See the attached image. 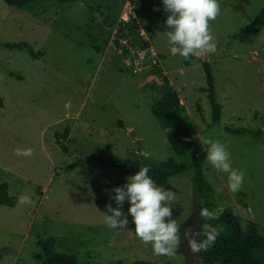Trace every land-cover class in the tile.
<instances>
[{
	"label": "rangeland",
	"instance_id": "1",
	"mask_svg": "<svg viewBox=\"0 0 264 264\" xmlns=\"http://www.w3.org/2000/svg\"><path fill=\"white\" fill-rule=\"evenodd\" d=\"M57 3L35 17L0 0V182H8L10 194L35 201L0 205V264H40L38 241L48 236H55L58 251H74L79 259L88 256L90 264H116L119 259L123 264L136 259L188 264L181 249L185 229L192 230L199 222L191 169L162 186L176 193L172 218L181 225V243L175 256L154 255L152 246L135 235L130 215L127 230H117L107 227L102 214H111L103 204H115L111 190L132 175L101 161L133 151L180 160L150 108L162 74L196 125L197 135L211 133L213 140L225 143L232 167L245 174L242 189L231 192L228 173L206 163L208 146L201 144L199 162L209 167L219 199L213 212L232 206L244 226L254 221L264 231V30L247 39L238 37L264 0H219L221 13L211 22L217 52L189 60L170 52L163 35L169 30L165 21L170 13L162 0ZM124 14L136 20L149 43L138 54L126 53L116 44L114 29ZM131 40L137 41L133 35ZM3 41H26L41 56L6 48ZM95 45L101 48L96 50ZM139 54L141 68L133 72ZM203 61L211 65L222 104L217 123L211 121ZM66 126L68 137L60 141L68 152L55 135ZM224 126H244L249 132L235 134ZM28 148L34 150L31 157L15 154L16 149ZM77 158L83 160L70 168ZM129 206L125 201V213Z\"/></svg>",
	"mask_w": 264,
	"mask_h": 264
},
{
	"label": "trees",
	"instance_id": "2",
	"mask_svg": "<svg viewBox=\"0 0 264 264\" xmlns=\"http://www.w3.org/2000/svg\"><path fill=\"white\" fill-rule=\"evenodd\" d=\"M5 4L18 9L27 10L35 17H39L48 8L57 2H69L74 0H2ZM252 19L242 26L238 32V37L247 39L251 34L260 30H264V5L251 17ZM116 36L128 38L131 42L132 35L136 38V43L139 49L149 47V43L139 36L140 29L136 24V20L129 17L128 20H120L116 24ZM114 29V30H115ZM110 35V34H109ZM116 39V44L122 51L129 53L119 45ZM109 36L103 42L107 44ZM6 48L26 49L32 57H40L41 52L35 51L26 41H3L1 43ZM94 48L99 50L101 47L95 45ZM202 67L205 77V91L208 103L211 108V121L217 123L220 120L222 113V104L216 97L215 80L212 73V68L209 61H203ZM157 69V67L155 68ZM10 75L16 74L9 71ZM162 83L158 92L157 99L150 105L152 113L159 121L164 135L180 160L169 156L164 159L153 158L149 155L140 152H130L125 156L110 158L107 161H101L105 165L116 167L124 172L134 175L139 171V168L148 166L150 171L148 175L156 182L157 186H165L169 178L181 174L188 169H191V182L193 194L198 199V214L199 222L195 228V239L197 242H202L206 239L205 225H211L221 229L215 244L207 251H201L199 255L207 264H264V231L254 221H248L244 226L241 222L240 215L233 209L232 206L224 207L217 218L205 219L199 216L201 208H208L210 211L219 204L218 196L213 189L209 175L210 169L207 166H202L199 162V152L201 151L200 137L197 135L196 125L188 118L186 108L180 103V98L176 91L172 88L166 75H161ZM1 104V100H0ZM198 111L201 107L197 104ZM122 125L121 120L118 121ZM223 129L231 133H248L249 130L244 126H224ZM70 128L64 127L62 132H55L57 143L61 146L64 152H68L60 138L67 139ZM253 133V132H252ZM255 137V134L253 135ZM82 158H77L69 165L70 168L75 167ZM18 197L10 194L8 191V182L3 180L0 182V205L13 207L17 204ZM103 204L105 209L106 205ZM116 207V204H111ZM40 251L36 254V258L40 264H90L88 256L84 259H79L74 251H58L56 248L55 236H48L45 239L39 240ZM87 255H89L87 253ZM116 264H123L119 259ZM132 264H154L152 261L145 259H136Z\"/></svg>",
	"mask_w": 264,
	"mask_h": 264
},
{
	"label": "clouds",
	"instance_id": "3",
	"mask_svg": "<svg viewBox=\"0 0 264 264\" xmlns=\"http://www.w3.org/2000/svg\"><path fill=\"white\" fill-rule=\"evenodd\" d=\"M164 10L170 13L163 33L173 55L184 60L195 56L204 58L217 52L216 37L212 33L211 22L221 13L219 0H162ZM140 29V28H139ZM200 142L207 145L206 163L218 172L228 173V188L231 192H239L244 184L245 174L232 167L231 153L225 143L213 140L211 133L201 136ZM17 156L31 157L32 148L16 149ZM150 168L143 166L134 175L127 178V183L111 190L116 207L106 205L109 214H103L104 222L110 229L127 230L128 216L135 225V235L144 244H150L156 256H175L180 248L181 225L173 219L172 206L176 203V193L157 186L148 175ZM220 191V189H217ZM129 203L127 213L123 206ZM19 204H34L30 196L21 195ZM200 217L215 219L217 214L208 208H201ZM206 239L197 242L191 229H185V240L192 253L198 254L212 247L221 229L205 225Z\"/></svg>",
	"mask_w": 264,
	"mask_h": 264
},
{
	"label": "built area",
	"instance_id": "4",
	"mask_svg": "<svg viewBox=\"0 0 264 264\" xmlns=\"http://www.w3.org/2000/svg\"><path fill=\"white\" fill-rule=\"evenodd\" d=\"M128 3V2H127ZM128 8H129V11L131 10V7L129 4H127ZM134 16V14H133ZM129 17H127V15H123L122 16V19L120 20H123V21H126L128 20ZM138 28H139V25L137 24ZM116 31L117 29L114 30V35H115V38H117L118 42H119V45L121 47H124V49L128 50L131 54H135L137 52L138 54V50H139V45L137 44H133L128 38H124V37H117L116 36ZM113 35V36H114ZM139 36L142 37L144 40L147 41V39L144 37V35L142 34V31L140 30L139 31ZM121 49V48H120ZM158 57V54L155 55ZM141 60H142V55L139 54L137 56V58L134 60V66H133V72H138L141 68V66L139 65L141 63ZM159 60V59H158Z\"/></svg>",
	"mask_w": 264,
	"mask_h": 264
},
{
	"label": "water",
	"instance_id": "5",
	"mask_svg": "<svg viewBox=\"0 0 264 264\" xmlns=\"http://www.w3.org/2000/svg\"><path fill=\"white\" fill-rule=\"evenodd\" d=\"M203 59H206L205 57ZM196 228V227H195ZM195 228L192 229L193 231V236L195 238ZM185 257H186V260H187V263L188 264H207L202 258L201 256L198 254H195V253H192L188 247V244H187V241L185 240L184 238V243L181 247Z\"/></svg>",
	"mask_w": 264,
	"mask_h": 264
},
{
	"label": "crops",
	"instance_id": "6",
	"mask_svg": "<svg viewBox=\"0 0 264 264\" xmlns=\"http://www.w3.org/2000/svg\"><path fill=\"white\" fill-rule=\"evenodd\" d=\"M139 28H140V26H139ZM141 30V29H140ZM142 31V30H141ZM147 39V38H146Z\"/></svg>",
	"mask_w": 264,
	"mask_h": 264
}]
</instances>
